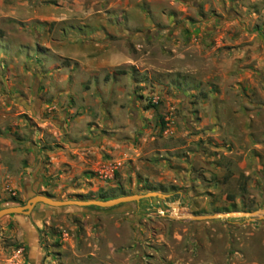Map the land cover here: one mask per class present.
Returning a JSON list of instances; mask_svg holds the SVG:
<instances>
[{"label":"rangeland","instance_id":"1","mask_svg":"<svg viewBox=\"0 0 264 264\" xmlns=\"http://www.w3.org/2000/svg\"><path fill=\"white\" fill-rule=\"evenodd\" d=\"M0 264H264V0H0ZM178 206L175 212V206Z\"/></svg>","mask_w":264,"mask_h":264},{"label":"water","instance_id":"2","mask_svg":"<svg viewBox=\"0 0 264 264\" xmlns=\"http://www.w3.org/2000/svg\"><path fill=\"white\" fill-rule=\"evenodd\" d=\"M168 195L162 194L159 192H148L146 194H131L127 196H120L117 198H112L108 200H58L50 198L46 195H35L29 198L24 205H15V206H8L0 209V219L7 216V215H23L28 216L31 214L32 210L37 204H44L53 208H64V207H98V208H111L120 204L129 203V202H139L140 200L146 198H159V199H166ZM177 206V205H176ZM178 208V206H177ZM176 219L181 220H194V221H210L216 219H227L232 217H244L248 221H255L257 219L261 220L264 219V209H260L255 212H242V213H219L214 215H207V216H195L192 214H181L180 216H172Z\"/></svg>","mask_w":264,"mask_h":264},{"label":"bare ground","instance_id":"3","mask_svg":"<svg viewBox=\"0 0 264 264\" xmlns=\"http://www.w3.org/2000/svg\"><path fill=\"white\" fill-rule=\"evenodd\" d=\"M177 206H175V208H176ZM175 212H177V208L175 209ZM172 216H180V215H178V214H175V215H172Z\"/></svg>","mask_w":264,"mask_h":264},{"label":"trees","instance_id":"4","mask_svg":"<svg viewBox=\"0 0 264 264\" xmlns=\"http://www.w3.org/2000/svg\"><path fill=\"white\" fill-rule=\"evenodd\" d=\"M103 200H106V199H103Z\"/></svg>","mask_w":264,"mask_h":264}]
</instances>
